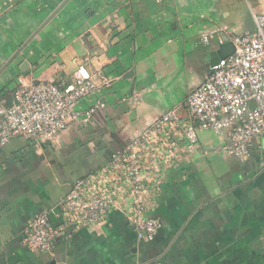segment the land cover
Instances as JSON below:
<instances>
[{
  "label": "crops",
  "instance_id": "crops-1",
  "mask_svg": "<svg viewBox=\"0 0 264 264\" xmlns=\"http://www.w3.org/2000/svg\"><path fill=\"white\" fill-rule=\"evenodd\" d=\"M254 13L264 14V0H0L1 100L11 103L20 80H110L79 103L101 109L72 122L60 147L16 138L0 150V264H264V136L240 160L200 132L153 198L148 215L161 228L151 241L113 212L101 228L59 241L53 257L23 243L31 220L59 214L77 180L161 114L186 116V98L212 72L210 53L226 32L253 33Z\"/></svg>",
  "mask_w": 264,
  "mask_h": 264
},
{
  "label": "built area",
  "instance_id": "built-area-1",
  "mask_svg": "<svg viewBox=\"0 0 264 264\" xmlns=\"http://www.w3.org/2000/svg\"><path fill=\"white\" fill-rule=\"evenodd\" d=\"M253 19V33L226 32L220 40L232 42L235 53L189 94L186 116L179 108L161 114L108 165L77 180L61 201L59 214L44 211L28 223L24 245L53 257L59 241L82 229L101 228L113 212L124 214L140 240H153L161 228L148 215L153 198L170 170L190 160L200 132L221 137L224 153L248 159L253 142L264 136V14L254 13ZM217 36L206 34L203 42ZM109 84V79L99 83L93 77H76L69 87L54 80H20L11 103L0 99V150L16 138L39 148L60 147L72 122L89 121L101 109L97 104L78 110L79 103Z\"/></svg>",
  "mask_w": 264,
  "mask_h": 264
},
{
  "label": "water",
  "instance_id": "water-1",
  "mask_svg": "<svg viewBox=\"0 0 264 264\" xmlns=\"http://www.w3.org/2000/svg\"><path fill=\"white\" fill-rule=\"evenodd\" d=\"M235 53V47L232 42L220 45L216 50L210 53L209 67L214 69L222 61L226 60Z\"/></svg>",
  "mask_w": 264,
  "mask_h": 264
},
{
  "label": "trees",
  "instance_id": "trees-1",
  "mask_svg": "<svg viewBox=\"0 0 264 264\" xmlns=\"http://www.w3.org/2000/svg\"><path fill=\"white\" fill-rule=\"evenodd\" d=\"M8 103H10V101H7Z\"/></svg>",
  "mask_w": 264,
  "mask_h": 264
}]
</instances>
